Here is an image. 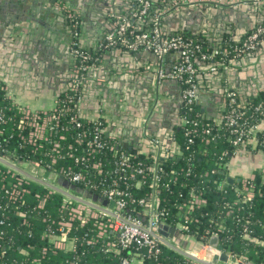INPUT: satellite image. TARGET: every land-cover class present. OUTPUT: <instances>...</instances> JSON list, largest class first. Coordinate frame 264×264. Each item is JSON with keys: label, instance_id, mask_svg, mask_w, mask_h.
Instances as JSON below:
<instances>
[{"label": "trees", "instance_id": "1", "mask_svg": "<svg viewBox=\"0 0 264 264\" xmlns=\"http://www.w3.org/2000/svg\"><path fill=\"white\" fill-rule=\"evenodd\" d=\"M163 6V1L153 0L149 12L153 13ZM218 58L224 61L230 57ZM236 96L249 121L259 123L264 117V109H255V106H264V89L246 97H241L239 93ZM57 99L69 107L60 113L57 128L53 129L47 138L29 140L27 127H17L19 113L0 85V111L6 117V121L0 122V151L3 150L8 158L17 161L37 176L50 175L57 179L61 170H82L85 179L76 184L90 188L95 193L101 192L103 186L110 185L115 178H119L120 181H116L114 185L124 187L126 180L129 194L136 199L146 200L154 186L158 207L165 210L164 220L172 225L179 216L178 205L189 200V191L202 190L206 204L193 207L189 211L192 218L189 222L190 233L196 239L206 241L210 233L219 227L224 248L247 261L264 264V181L261 180V175L255 172L254 183L257 188L254 195L238 203H234V200L237 198L239 182L218 189L217 183L223 177L222 169L216 170L212 175H203V171L212 168L220 155L227 159L229 153L233 152V147L226 137L227 131L222 125L225 106L219 118L202 117L197 127V130H200L203 126H209L212 128L211 132H219L220 137L203 143L209 134L197 132L194 135L192 153L185 149L184 128L176 130L173 134L177 148L183 149L181 155L173 156L163 151L155 157L150 143L133 150L124 148L130 155L131 162L125 175L116 170L115 157L108 147L93 151L85 162L100 161L101 173H96L91 167L86 169L85 163L76 161V156H86L88 148L84 140L77 142L81 128L76 127L70 117L76 113L83 127H90L93 122L88 121L81 112H76L80 106L71 91L60 92ZM102 121L104 122V119ZM263 131L264 129H261L260 134ZM61 134L63 137L60 138ZM102 138L108 142L112 141L105 133ZM54 142H58L56 150H53ZM262 150L264 151V148ZM154 158L157 159L158 170L157 179L152 186L154 169L151 164ZM32 162H38L39 165ZM137 166L143 168L139 174V177H142L139 187L134 186V181L138 178L135 171ZM132 172L134 174L131 177ZM171 173L174 179L170 178ZM14 180L15 175H11L7 166L0 163V264H121L123 257H132L133 264H206L195 261L168 245H162L160 252L155 256H146L143 249L135 247L116 253L105 252L102 250L101 240L93 245L81 241V236L92 224L80 225L77 221L73 222L74 227L68 229V235L74 239L75 247L65 250L54 247L50 234L57 232L58 220L68 216L67 209L62 207L63 194L50 190L37 179H26L21 183L26 191L21 189L18 195L13 196L5 192V188ZM131 206L134 212L142 208V205L137 203Z\"/></svg>", "mask_w": 264, "mask_h": 264}, {"label": "crops", "instance_id": "2", "mask_svg": "<svg viewBox=\"0 0 264 264\" xmlns=\"http://www.w3.org/2000/svg\"><path fill=\"white\" fill-rule=\"evenodd\" d=\"M39 1L25 0L21 3L34 10L33 7H37ZM68 1L78 3V0ZM92 1L86 5H66L80 17L79 45L97 57L96 62L88 68L86 82L81 88L79 105L82 115L88 119H104L106 136L119 140L125 138L132 149L141 148L147 143L143 132L145 102L154 89L159 104L154 106V115L146 125L147 132L160 138L168 149H173L175 141L170 134L179 129L182 121L181 106L176 105L181 102L179 83L174 78L157 79L151 66L155 57L150 52L129 51L120 47L102 48L98 45L101 36L112 26L110 11L129 12L135 7L136 0H110L107 6L100 0ZM161 1L164 6L159 9L162 10L161 24L165 33H182L199 38L208 46L221 45L227 40L238 42L257 22L264 20V0H238L236 5L221 0L222 3L209 2L201 6L181 4L182 0ZM62 5L63 2L55 4L59 10H62ZM11 6L14 7V3ZM10 15L6 5L1 3L0 83L4 85L12 103L27 105L31 109L51 110L56 104V97L67 85L66 77L72 71L75 59L71 44L68 48L71 36L69 28L64 17L57 12L49 16L48 20L37 18L36 25L43 30L50 23L51 42L37 41L32 48H27V44L17 34L11 35V26L6 20ZM147 24V21H139V26L146 27ZM177 56L174 51L167 53L164 67L169 69ZM195 63L196 107L207 119L220 117L227 89H235L241 97H246L253 89L258 90L252 93L264 89V40L254 51L224 61L218 58H196ZM116 90L131 91V102L122 104L120 100L114 99ZM201 106L204 110H201ZM258 128H264V117ZM262 167L264 152L261 149L241 150L230 158L227 173L245 176ZM24 171L29 173L27 169ZM52 180L57 183L56 178L52 177ZM172 226L177 229V233L166 229L167 240L174 249L187 255V250L197 246L196 238L180 230L178 224ZM211 259L212 264H225L213 257Z\"/></svg>", "mask_w": 264, "mask_h": 264}, {"label": "built area", "instance_id": "3", "mask_svg": "<svg viewBox=\"0 0 264 264\" xmlns=\"http://www.w3.org/2000/svg\"><path fill=\"white\" fill-rule=\"evenodd\" d=\"M220 1L221 0H182L181 4L189 3L201 6L209 2H223ZM253 1L257 2L258 0ZM238 2V0L226 1V3L232 5H236ZM152 5L153 0H136L135 7L129 12L110 11L109 14L110 17L112 16V26L101 36L98 45L102 48L120 47L129 51L144 50L150 52L155 57V61L151 63V66L154 67V73L157 79H176L181 89V108L184 110L179 129L184 128V134L186 135L185 149L192 153L194 151V135L197 132L209 134V136L204 138L203 143H208L210 139L220 137V133L217 131L211 132L212 128L209 126H203L200 130H197L199 125L198 122L202 119L203 115L196 107L197 66L195 59L218 58L223 56L232 57L256 50L264 40V20L257 22L238 42L227 40L225 44L208 46L199 38L183 35L182 33H165L161 24L162 10L157 8L153 13H150L149 10ZM61 9H63L70 22L72 36L70 44L75 58L72 71L69 76L66 77L67 85L62 91H71V94L75 95L76 100L80 102V92L86 82L87 70L96 62L97 57L86 52L79 45L80 19L78 14L63 5ZM140 20L147 21V26H139ZM178 49H180V52L177 53L178 56L175 63L169 69H166L163 64L164 56L169 52H176ZM0 85L1 88L5 90L4 85L2 83H0ZM237 94L238 92L235 89H227L225 93L226 108L222 116L224 119L222 125L227 131L226 137L233 147V152L229 153V158L227 159H225L223 155H220L219 158L214 161L212 168L203 171V175L207 176L209 174H214L218 169L223 170V177L217 183L218 189H223L225 186L239 182V187H237V198L234 200V203H238L243 199H249L254 195L257 188L254 183L256 171L261 175V180L264 181V167L254 169L245 176H235L227 173V166L232 156L236 155L241 150L254 151L264 148V131L260 134V130L264 128H258L259 123L249 121L243 110V105L237 100ZM13 104L19 113L17 127H27L29 140L34 138H47L48 134L59 125L60 113L69 109L67 104L59 101L57 97L56 104L51 110L31 109L27 105ZM155 104L156 103L153 104V107L146 113L143 119V132L146 137V142L152 145L155 157L163 151H167L173 156L176 154L181 155L183 149H178L176 142L173 149H168L160 138L148 134L146 125L150 117L154 114ZM260 108L264 109V106L259 104L255 106V109ZM76 112H81L82 114L81 108L79 107V110ZM4 121H6V117H4V113L0 111V122ZM70 121H73L76 127L81 128L78 132L77 142L81 143L84 140L88 148L86 156H76V161L85 163L88 161V156L93 151L108 147L115 157L114 162L116 170L126 175L128 168L131 166L130 155L123 150L125 147L121 145L119 139L109 137L112 141L108 142L102 138V134L104 133V122L101 118L88 119L91 123L93 122L90 127H83L76 113L71 115ZM173 134L174 133L170 134L171 139H174ZM61 137H63L62 134L60 135V138ZM56 147H58V142H54L53 150H56ZM128 150L133 149L130 148ZM2 151L3 150L0 151V163L7 166V171L10 172L11 175H15V180L10 182V185L5 188V192L16 196L20 193L21 189L26 191V189L21 186L24 180L37 179L44 183L50 190H57L64 194L65 198H63L62 207L67 209L68 216L67 218L58 220L57 232L50 234L54 247L63 250L73 249L75 247L74 239H71L68 235V229L73 226L74 221H77L80 225L85 223L92 224L81 236V241L87 245H93L101 240L102 250L105 252L116 253L127 249L130 250L132 247H135L137 249H143V254L146 256H155L160 252L162 245L172 247L167 240L169 238L160 231L161 224L168 222L164 220L165 210L158 207L157 191L153 186L155 179H157L156 172L158 170L156 158H154L151 164V167L154 169V179L151 183L153 188L146 200L132 197L128 192L126 180H124V187L114 185L116 181H120L119 178H115L112 184L103 186L99 193L93 192L90 188L83 187L91 193L98 195V197L104 198L107 203L103 204L101 201H94L90 196H84L69 187L55 183L50 175L37 176L29 170H27L29 173L25 172V167L21 166L17 161L8 158L5 152L3 153ZM52 161H54V157ZM32 163L39 165L38 162ZM84 166L86 169L91 167L96 173H101L102 171L101 162L98 160L91 161V163L87 162ZM135 171L138 174V178L135 179L134 186L139 187L142 182V177H139V174L142 173L143 168L137 166L135 167ZM133 174L132 172L130 176L132 177ZM125 175L123 176L124 178ZM59 176L66 178L71 183H77L85 179L82 170L73 171L69 169L66 171L63 170V172L61 170ZM228 176H232L233 178L231 183L227 181ZM170 178L174 179L173 173H171ZM201 191L195 189L189 191V200L178 205L179 216L173 224H178L180 230L190 235L193 234L190 233L189 222L192 218L189 215V211L193 209V207H202L206 204V198ZM110 201H112V204H109ZM133 203L142 205V208L136 209V212H134L131 210V204ZM125 209L129 212H126ZM168 224L171 225L170 223ZM244 230H246L245 227ZM212 234L221 236L220 228L218 227L213 230L210 235ZM221 238L219 243L222 245ZM196 240L198 242L197 246L194 249L187 250V255L184 254L195 261L212 264L211 258L217 256V259L225 262V264H255L233 254L229 249L224 248L223 245L221 249L212 246L208 242L209 238L206 241L201 239ZM222 252L227 253L226 260L219 258ZM121 264H133V258L123 257Z\"/></svg>", "mask_w": 264, "mask_h": 264}, {"label": "water", "instance_id": "4", "mask_svg": "<svg viewBox=\"0 0 264 264\" xmlns=\"http://www.w3.org/2000/svg\"><path fill=\"white\" fill-rule=\"evenodd\" d=\"M21 1H25V0H0V4L3 3V6L6 5V8L10 11V13L12 15L9 16V18L6 20L9 21L8 23L10 24V33L11 35L13 34H17V36H19L23 42H25L27 44V48H32L33 45H35V43L38 41L39 43L48 40V43H50L51 41V31H49L50 28V23H47V26H45L44 30L40 27H38L36 25V19L41 18L44 20H48L47 18L49 16H52V14H54V12L59 13L62 17H64L65 19V23L69 28V32L71 35V28H70V22L69 19L66 17V14L63 12L62 10H59L56 8L55 4L56 2H63L64 5L66 6L67 4H69L70 6H75L74 4H80V5H86L88 2L92 3V0H78V3H73L68 1V0H40L39 1V5L37 7H33L34 10L32 8H26L22 5ZM100 2L105 6H107V4L110 2V0H100ZM11 3H14V7L11 6ZM32 7V6H31ZM37 8V9H36ZM36 9V10H35ZM57 9V10H56ZM73 10V9H71ZM80 19V17H79ZM27 34V38L28 40H26V34ZM206 35V34H205ZM223 35L220 36V39H222ZM70 40L68 42V48L72 39V36L69 37ZM262 43V42H261ZM180 49L176 50V53H179ZM42 58V57H41ZM258 89H253V91H256ZM253 91H249L248 94H252ZM131 95L132 92L131 91H115L114 92V99H118L119 102H121L122 104H126L128 102H131ZM156 100V101H155ZM158 100V101H157ZM157 102V103H156ZM182 102V100H181ZM181 102L177 103L176 105H178L179 107L181 106ZM156 103V105L159 104V99L157 98V95H154V89L152 92V95H149L147 97V100L145 102L146 106V112L144 114L143 117L146 116V113H148L150 111V109L153 107V104ZM155 105V106H156ZM201 110H204V108L201 106ZM183 109L181 108V113L183 114ZM154 115V114H153ZM152 115V116H153ZM152 116L150 117V119L148 121H151ZM204 117V115H203ZM121 145L125 148L130 149L131 147L127 145V139L125 138H121ZM223 172V170H221V173ZM238 179V178H237ZM227 181L229 183H231L233 181L232 176H228L227 177ZM57 183L65 186V187H69L71 189H73L76 192L81 193L84 196H90L92 197L93 200H99L101 201L103 204H106L107 201L102 198V197H98V195L91 193L90 191H88L87 189L77 185L75 182H69L66 178L59 176L57 178ZM109 204H112V201L109 202ZM169 230L171 233H177V229L174 226H169L168 223H162L161 224V231L164 235H166V231L165 230ZM179 234H181L182 232L178 231ZM221 236L217 235V234H212L209 237V244H211L212 246L218 247L219 249L222 248V245L219 243ZM220 259L222 260H226L227 258V253L226 252H222L219 256ZM214 260L217 259V256L213 257Z\"/></svg>", "mask_w": 264, "mask_h": 264}, {"label": "rangeland", "instance_id": "5", "mask_svg": "<svg viewBox=\"0 0 264 264\" xmlns=\"http://www.w3.org/2000/svg\"><path fill=\"white\" fill-rule=\"evenodd\" d=\"M63 194V193H62ZM63 198H65L64 194H63Z\"/></svg>", "mask_w": 264, "mask_h": 264}]
</instances>
